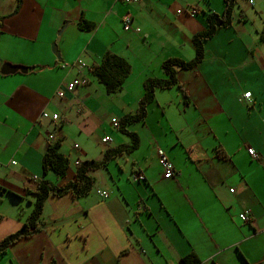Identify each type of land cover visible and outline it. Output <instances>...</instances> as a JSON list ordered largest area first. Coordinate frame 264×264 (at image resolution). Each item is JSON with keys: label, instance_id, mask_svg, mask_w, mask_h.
I'll return each instance as SVG.
<instances>
[{"label": "crops", "instance_id": "1", "mask_svg": "<svg viewBox=\"0 0 264 264\" xmlns=\"http://www.w3.org/2000/svg\"><path fill=\"white\" fill-rule=\"evenodd\" d=\"M218 6L212 0H0V188L3 195L30 196L19 218L33 209L26 190L43 176L49 135L62 137L61 152L70 159L66 177L47 176L58 185L74 180L76 161L101 160L107 149L131 144L112 118L136 113L145 80L167 78L164 60L195 57L193 36L206 29L209 13L223 12L224 1ZM126 15L133 19L127 31ZM82 17L94 27L82 29ZM255 18L234 10L232 25L217 28L206 43L204 59L178 68L187 98L177 86L156 88L145 118L127 125L137 148L94 171L87 195L51 194L41 229L12 243L0 264H182L190 254L200 264H264V21ZM107 51L131 65L115 93L92 72ZM5 63L41 69L3 75ZM74 80L72 92L59 97ZM248 91L252 102H242ZM44 111L60 119H44ZM160 149L176 177L164 176ZM246 210L248 222L239 217ZM14 224L4 236L21 227Z\"/></svg>", "mask_w": 264, "mask_h": 264}, {"label": "trees", "instance_id": "2", "mask_svg": "<svg viewBox=\"0 0 264 264\" xmlns=\"http://www.w3.org/2000/svg\"><path fill=\"white\" fill-rule=\"evenodd\" d=\"M223 1L225 4L223 12L221 14L217 12L209 13L206 17V29L193 36V42L196 48L195 57L192 60H184L176 57L164 60L162 69L167 75V78L155 77L145 80L144 96L140 101L136 113L123 116L119 119L118 131L128 135L131 139V144L107 149L101 160L91 159L76 161L78 164L74 180L58 185L47 176L49 174H54L58 178L66 177L70 167V159L60 150L62 137L56 138L53 141H48L42 161L43 176L38 179L34 190H26L27 195H34L33 209L31 213L26 216L23 226L20 229L9 234L0 241V255L6 253L8 247L12 243L22 238L30 237L41 229L43 226L42 213L45 201L51 194L62 196L70 193L77 198L87 195L93 189L95 183V178L91 175V172L102 167H107V164L113 157L123 154L124 152L131 153L137 148L139 144L138 136L135 132L128 130L127 125L145 118L147 106L155 100L156 88L169 89L177 86L183 92L184 97L187 98V93L178 78V68L191 69L196 67L204 59L206 54V43L215 34L217 28L229 27L232 25L236 0ZM18 8L19 4L15 12H17ZM79 24L82 29L90 30L94 27L92 22L87 21L83 17ZM92 72L106 86L108 93H115L122 89L123 84L129 77L131 65L125 58L107 51L102 57L101 62L94 66ZM14 195L17 196L16 194ZM182 263L200 264V260L195 254H190L182 259Z\"/></svg>", "mask_w": 264, "mask_h": 264}, {"label": "rangeland", "instance_id": "3", "mask_svg": "<svg viewBox=\"0 0 264 264\" xmlns=\"http://www.w3.org/2000/svg\"><path fill=\"white\" fill-rule=\"evenodd\" d=\"M221 1L222 0H212L213 5L215 7L216 6L219 7L218 5L221 3ZM240 10L248 11L249 13H253V14H257L259 19L264 21V0H236L235 11L239 13ZM259 19L255 18L257 23H259ZM259 31H260V38H261L262 32H261V30H259ZM262 50L264 51V44H263ZM81 140H83V137L81 138ZM76 143H78V142H76ZM97 170H99V169H97ZM100 170L101 171H98V172H101V173L104 172V169H100ZM93 172H91V175L93 174ZM98 176H100V175H98ZM29 198H30V196L28 197V199ZM28 199L27 198L21 199L19 197H15L9 193H6L3 195V192L1 191V188H0V239L5 238L6 236H8L9 234H11L13 232H16L18 229H20L23 226V223H24L23 219L24 218H22V217L19 218L20 216L17 213H19L21 211V209L28 210L30 208V205L28 204V202H29ZM10 200H15L18 203L20 202L21 206L12 205V203H11L12 201H10ZM31 211L32 210H30L29 213H31ZM14 223H17V225H21V227H19L17 230L10 232L7 235L5 234V236H4L3 233L8 229H12L15 225Z\"/></svg>", "mask_w": 264, "mask_h": 264}, {"label": "built area", "instance_id": "4", "mask_svg": "<svg viewBox=\"0 0 264 264\" xmlns=\"http://www.w3.org/2000/svg\"><path fill=\"white\" fill-rule=\"evenodd\" d=\"M125 2H139L140 0H124ZM179 12H182V11H179ZM197 13V10L196 8H190V10H188L187 14H189L190 16H194L195 14ZM124 30H130L131 27H132V17L129 16V15H126L124 17ZM80 66L84 67L85 64L81 61L78 62ZM79 84V81L78 80H74L73 82L67 84L65 87H63L61 90H59L57 92L58 96L63 98L66 94V92H72V90L75 88L76 85ZM240 100L242 102H246V103H249L252 101V93L250 91L248 92H245L242 97L240 98ZM42 117L44 119H50L51 121L53 122H57L60 117H59V114L57 113H52L50 114L49 112H42ZM119 123V119L117 117H114L112 118V125L114 127H118V124ZM54 137L52 134L49 135V140H52ZM104 142H109L111 141L110 137H105L103 139ZM248 152L250 155H254V150L253 149H248ZM158 155H159V161H160V166L164 172V176L167 177V178H170V177H176L177 176V172H176V169L173 165V163L166 157L165 155V152L160 149L158 150ZM76 164H78V162H76ZM137 179H141L143 176H136ZM232 191V190H231ZM99 194L104 197V198H107L108 197V193L105 192V191H98ZM240 219L242 221H250L251 220V216H250V211L249 210H246L244 212H242L240 215H239Z\"/></svg>", "mask_w": 264, "mask_h": 264}, {"label": "water", "instance_id": "5", "mask_svg": "<svg viewBox=\"0 0 264 264\" xmlns=\"http://www.w3.org/2000/svg\"><path fill=\"white\" fill-rule=\"evenodd\" d=\"M57 51H54L55 54ZM40 67H25V66H20V65H13L10 63H5L3 64V66L1 67V74L3 75H10V74H15L18 71L22 72V73H30L33 71H38L40 70Z\"/></svg>", "mask_w": 264, "mask_h": 264}, {"label": "clouds", "instance_id": "6", "mask_svg": "<svg viewBox=\"0 0 264 264\" xmlns=\"http://www.w3.org/2000/svg\"><path fill=\"white\" fill-rule=\"evenodd\" d=\"M196 10H197V9H196ZM180 11H182V10H180ZM186 12H188V11H186ZM197 12H198V10H197ZM196 14H197V13H196ZM196 14H195V15H196ZM188 15H189V14H188ZM195 15H194V16H195ZM251 102H252V101H251ZM50 141H51V140H50ZM76 165H77V164H76ZM36 179H37V178H36ZM37 181H38V180H37ZM247 222H248V221H247ZM182 264H183V263H182Z\"/></svg>", "mask_w": 264, "mask_h": 264}]
</instances>
